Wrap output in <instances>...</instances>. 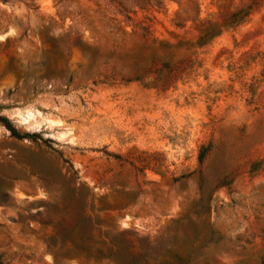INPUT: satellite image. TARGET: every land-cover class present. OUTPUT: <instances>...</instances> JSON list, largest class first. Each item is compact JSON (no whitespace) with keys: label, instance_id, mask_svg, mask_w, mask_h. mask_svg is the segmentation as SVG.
Instances as JSON below:
<instances>
[{"label":"rangeland","instance_id":"obj_1","mask_svg":"<svg viewBox=\"0 0 264 264\" xmlns=\"http://www.w3.org/2000/svg\"><path fill=\"white\" fill-rule=\"evenodd\" d=\"M0 264H264V0H0Z\"/></svg>","mask_w":264,"mask_h":264},{"label":"trees","instance_id":"obj_2","mask_svg":"<svg viewBox=\"0 0 264 264\" xmlns=\"http://www.w3.org/2000/svg\"><path fill=\"white\" fill-rule=\"evenodd\" d=\"M2 121H3V123H4L5 125H7L6 122H5V120H2ZM203 156H204L203 153H201V154L199 155V160H200V161L203 159ZM76 247H77L79 250L84 251L85 253L88 252V247H87V246H84V245L79 244V245H77ZM97 252L100 254V253H101V250H97ZM106 257H109V258L111 257V250L108 251V253L106 254Z\"/></svg>","mask_w":264,"mask_h":264}]
</instances>
